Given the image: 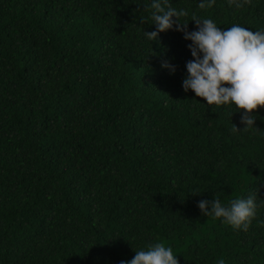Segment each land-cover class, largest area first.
<instances>
[{
	"label": "trees",
	"instance_id": "16d2710c",
	"mask_svg": "<svg viewBox=\"0 0 264 264\" xmlns=\"http://www.w3.org/2000/svg\"><path fill=\"white\" fill-rule=\"evenodd\" d=\"M167 2L188 31L264 30V0ZM150 5L0 0V264H120L156 242L179 264H264V107L243 131V110L185 92L191 41L150 42ZM250 194L247 229L198 208Z\"/></svg>",
	"mask_w": 264,
	"mask_h": 264
},
{
	"label": "clouds",
	"instance_id": "9594fccd",
	"mask_svg": "<svg viewBox=\"0 0 264 264\" xmlns=\"http://www.w3.org/2000/svg\"><path fill=\"white\" fill-rule=\"evenodd\" d=\"M229 2L242 7L251 0ZM162 3L168 2L151 0V18L156 30L144 32V35L151 42L157 40L159 33L174 29L182 32L185 40L191 41L188 49L193 59L185 65L187 75L182 81L183 90H191L209 106L230 105L236 111L243 110V131L257 130L254 127L257 117L252 113L258 107H264V30L253 31L239 24L221 29L211 18L193 16L191 21H195L196 28L188 31V23L180 21L188 12L171 6L165 9ZM214 3L215 0H199L198 6L204 9ZM161 67L170 73L175 72V65L167 60L162 61ZM257 207L256 194L233 199L228 204L216 196L211 201L201 200L198 203L203 215L221 218L234 229H247ZM120 264H179V261L170 246L156 242L150 244L147 250L135 251L132 259L122 260ZM217 264H225V261L220 259Z\"/></svg>",
	"mask_w": 264,
	"mask_h": 264
}]
</instances>
